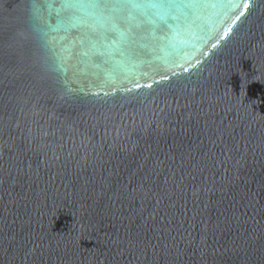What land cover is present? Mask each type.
<instances>
[{
	"label": "water",
	"instance_id": "water-1",
	"mask_svg": "<svg viewBox=\"0 0 264 264\" xmlns=\"http://www.w3.org/2000/svg\"><path fill=\"white\" fill-rule=\"evenodd\" d=\"M0 264H264V0H0Z\"/></svg>",
	"mask_w": 264,
	"mask_h": 264
},
{
	"label": "clouds",
	"instance_id": "clouds-1",
	"mask_svg": "<svg viewBox=\"0 0 264 264\" xmlns=\"http://www.w3.org/2000/svg\"><path fill=\"white\" fill-rule=\"evenodd\" d=\"M66 7L71 8L75 12L83 15H92L96 6L90 3H79V4L66 5ZM133 7H149V6L134 5Z\"/></svg>",
	"mask_w": 264,
	"mask_h": 264
}]
</instances>
